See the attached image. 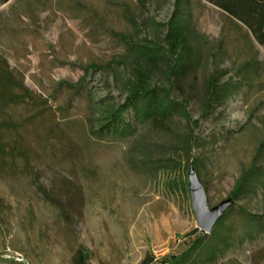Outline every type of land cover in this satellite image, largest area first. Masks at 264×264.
I'll list each match as a JSON object with an SVG mask.
<instances>
[{"label": "rangeland", "instance_id": "1", "mask_svg": "<svg viewBox=\"0 0 264 264\" xmlns=\"http://www.w3.org/2000/svg\"><path fill=\"white\" fill-rule=\"evenodd\" d=\"M179 1L1 5L0 57L31 100L0 103V264H76L79 253L86 264H264V46L207 0ZM181 15L196 60L174 98L190 118L160 129L129 111V136L100 134L105 108L127 103L128 47H166ZM145 68L151 85H168L165 62ZM215 73L239 89L206 117ZM191 164L211 207L234 202L210 235L193 210Z\"/></svg>", "mask_w": 264, "mask_h": 264}, {"label": "trees", "instance_id": "2", "mask_svg": "<svg viewBox=\"0 0 264 264\" xmlns=\"http://www.w3.org/2000/svg\"><path fill=\"white\" fill-rule=\"evenodd\" d=\"M7 1L9 0H0V6ZM207 1L246 27L255 41L259 45L264 46V0ZM179 3L180 1L178 0V7ZM192 34L188 21L183 19L181 15V17L172 19L168 24L166 47L159 45L156 48H151L136 44L128 47L135 57V61L133 73L127 81L129 94L127 103L124 106L115 107L114 105H109L105 108L101 120L100 134L119 137L129 136L133 130L132 123H128L125 120V114L129 111H133V118L139 123L150 124L160 129L165 124H169L176 116L190 118L187 103L176 100L174 98V90L178 87L179 82L188 76L192 68V62L196 60V56L193 55L188 42ZM159 61H163L168 65L169 80L168 85L165 87L151 85L149 73L145 68L148 64L156 66ZM172 61L175 62L174 65L171 63ZM171 64L173 67H171ZM222 80L223 77L215 73L207 83L204 98V113L206 117L211 116L215 110L229 101L239 89L237 85L229 82L223 83ZM17 88L22 89L29 95H18L15 92ZM30 100L29 91L16 78L6 61L0 57V103L2 105L12 102L29 103ZM186 146L184 143L183 148H186ZM0 151L9 153L5 146H0ZM244 185L245 182L243 181L238 189L242 190ZM261 232L264 233V228L261 229ZM207 240L208 238L199 237L186 254L189 256V254H193V252L203 248ZM210 245L207 246V249ZM208 262L211 263L213 261L209 260ZM75 263L86 264L82 253H79Z\"/></svg>", "mask_w": 264, "mask_h": 264}, {"label": "water", "instance_id": "3", "mask_svg": "<svg viewBox=\"0 0 264 264\" xmlns=\"http://www.w3.org/2000/svg\"><path fill=\"white\" fill-rule=\"evenodd\" d=\"M188 181L191 202L196 214L198 228L203 234L210 235L217 223L233 206L234 202L232 199H228L216 207H211L208 200L207 190L200 181L193 164L189 167Z\"/></svg>", "mask_w": 264, "mask_h": 264}, {"label": "crops", "instance_id": "4", "mask_svg": "<svg viewBox=\"0 0 264 264\" xmlns=\"http://www.w3.org/2000/svg\"><path fill=\"white\" fill-rule=\"evenodd\" d=\"M1 7V6H0Z\"/></svg>", "mask_w": 264, "mask_h": 264}]
</instances>
